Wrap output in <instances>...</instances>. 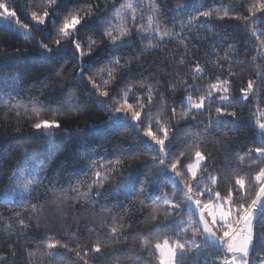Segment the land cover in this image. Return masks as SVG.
I'll list each match as a JSON object with an SVG mask.
<instances>
[{
  "label": "trees",
  "instance_id": "1",
  "mask_svg": "<svg viewBox=\"0 0 264 264\" xmlns=\"http://www.w3.org/2000/svg\"><path fill=\"white\" fill-rule=\"evenodd\" d=\"M137 1L135 28L113 45L105 33L117 35L112 16L127 0H0L31 30L0 28V264H160L155 247L165 241L188 247L180 264H223L230 256L193 235L201 229L184 185L193 186L200 208L224 204L229 189L238 201L233 211L256 198L255 176L264 168L254 151L264 147V14L252 17L251 10L261 0ZM45 12V23L32 20ZM72 16L85 19L65 40L59 29ZM148 18L161 36L149 34ZM73 41L85 53L80 62ZM249 80L253 90L244 99ZM202 96L200 110L186 103L187 97L200 103ZM121 105L131 108L117 113ZM217 107L235 116L219 115ZM136 111L140 123L131 120ZM40 120L60 127L34 129ZM149 130L160 139L167 130L166 154L148 146ZM197 151L205 161L194 180L187 166ZM29 160L36 173L13 198L16 174ZM177 161L178 177L171 171ZM237 178L245 181L242 190ZM210 224L222 236L221 223ZM253 228L257 234L260 224ZM56 242L55 250L47 247ZM248 260H264L258 234Z\"/></svg>",
  "mask_w": 264,
  "mask_h": 264
},
{
  "label": "snow or ice",
  "instance_id": "2",
  "mask_svg": "<svg viewBox=\"0 0 264 264\" xmlns=\"http://www.w3.org/2000/svg\"><path fill=\"white\" fill-rule=\"evenodd\" d=\"M50 3H56L57 0H49ZM128 8H131L132 5L128 4ZM0 9L3 11H0V17H16V12L14 10H10L8 5L6 3L0 2ZM259 11L262 14H264V0H261L258 6L254 5L253 9L251 10V15L252 17L255 16L256 12ZM92 14V9L91 6L88 9V16ZM201 15L204 18H208L211 16L210 12H203ZM227 13H225V16ZM50 14L45 12L43 17L37 16L35 13L32 15V20L35 21L37 24H43L45 23V19L49 18ZM223 19L224 17H220ZM85 17H80V16H72L70 19H66L65 22L63 23V26L59 29V34L60 36L67 40L71 36L75 35V30L77 29L78 26L82 25V20H84ZM133 19H135L133 17ZM246 23H251L253 22L249 17H243ZM149 21L151 22V18H149ZM17 23H19L17 21ZM26 27V26H25ZM255 33H253L254 35ZM107 38L111 41L113 45H116L118 41H121L122 38L127 37L129 33L126 30H121L119 36H114L111 33H105ZM163 39V37H161ZM56 46L60 47L61 41L56 40ZM93 41H89V48L91 49ZM41 48L44 49V51L48 54H53L54 50L52 48H49L46 44H42ZM73 49L76 53L79 54V61L83 60V56L85 53L83 52L81 48V44L78 42L73 41ZM89 55L91 54L90 52L88 53ZM113 60H116L118 58L113 57ZM197 71H200L199 67H197ZM79 75L83 74V68H81ZM111 72H109V75L111 76ZM220 91V89H217ZM253 90V81L249 80L247 89H241V93L244 99H247V95L249 92ZM150 91V89H149ZM223 93H229V88L228 87H223L222 88ZM100 95L107 97L109 93L107 91H104L100 93ZM211 95V94H210ZM227 96H222L220 99L221 100H227ZM149 100L151 101V97H149ZM188 104L191 105L192 100L191 97L186 98ZM205 102V98L202 96L200 97V103H197L193 105V107L197 110H200L203 108ZM131 106L128 105L127 108L124 105H121L120 108H117V113L121 112H126L127 109H130ZM216 113L219 115H231L235 116V112L232 113H227L224 108L217 107L216 108ZM141 113L136 111L132 112L131 114V120L135 123H140ZM110 119L112 117L110 116ZM60 127L59 122L57 121H48V120H40L37 123L33 124V128L36 130H47V129H58ZM261 129H264V123H261L259 125ZM145 136L150 137L151 140L154 142L156 146L159 147V151L161 154H166V151L168 150L166 148L165 140L168 137V132L167 130H164V137L165 139H160L158 138L154 133H152L150 130L145 133ZM252 150L250 149L249 152ZM259 156L264 157V147L261 148H256L254 150ZM195 156L197 158V166L199 165L200 161L204 160L205 157L203 154L199 151L195 153ZM51 159V157H50ZM155 159V158H153ZM117 163H120V161H117ZM179 161L176 163H173L171 165V171L175 174L176 177L179 176V173L176 172L177 165ZM159 164L161 166L164 165V159L159 160ZM44 172V166H40V173L41 175ZM97 179L100 177V172L97 171L95 173ZM190 175L192 178L195 180L197 177V171L195 167L190 166ZM11 179V178H10ZM255 180L259 182L260 187L259 190L256 192V198L252 199L247 206H245L244 203H239V207L236 208L235 213L233 212L232 205L236 204L238 201L233 198V192L231 189H229L227 195L223 198L227 204L228 207L225 209L224 205H219V212L217 213L216 211H210L209 215L211 216V222L212 224H216L217 221L219 220L221 223V230L223 232L222 236L216 237L215 232H213L212 228L209 225V221L205 219V210L210 209L212 206L209 204H205L203 208H199V205L201 203L200 200H196L194 202L195 206L199 208V214H200V222L203 224L202 230L199 229H193V235L199 234L204 237L212 238L214 240H217L223 247H225L226 252L230 253L231 256H226L223 264H249L248 256L250 252V248L254 244V236L258 234L260 241H261V246L264 247V168H261L259 173L255 176ZM41 182L40 177H36V184L38 185ZM212 182L215 183V178L212 179ZM236 185L239 186V189H243L245 185L244 179L237 178L235 181ZM198 186V185H197ZM185 189V199L187 202H192V197L191 193L193 192V186L191 184L184 185ZM94 189L92 186H89V191H93ZM74 191H79V189H76ZM203 192H208V194H211V190L205 189ZM203 192L201 194H203ZM100 195V192H96V196L98 197ZM216 199H220L221 195L219 192L215 193ZM245 199L244 196H240L239 200ZM33 208L35 206H32ZM173 208L176 210L179 209L180 205L179 204H174L172 205ZM259 223L260 224V230L257 234H254V224ZM20 224L22 227H24V221L20 220ZM113 233L116 232V229L113 228L111 229ZM59 242L56 243H49L47 247L50 250H55L57 248ZM190 243L194 244L195 241H191ZM62 247H67L66 245ZM156 249L160 252L161 255V260L160 264H180V261L184 258V254L189 250L188 247L184 243H180L179 241L176 242L175 245H168L167 241H165L164 246H161V244L157 243L156 244ZM94 252L99 253L100 252V247L96 246L93 249ZM79 255V253H77ZM260 264H264V260L260 261Z\"/></svg>",
  "mask_w": 264,
  "mask_h": 264
},
{
  "label": "rangeland",
  "instance_id": "3",
  "mask_svg": "<svg viewBox=\"0 0 264 264\" xmlns=\"http://www.w3.org/2000/svg\"><path fill=\"white\" fill-rule=\"evenodd\" d=\"M128 4H131L132 7L128 8L127 7ZM137 5H138L137 0H127V2L124 5L117 8L116 12L112 16L114 19V22L112 23V32H116L117 33L116 36H119L121 30H126L127 32H129L132 28H135L134 26H135L136 20L140 16V14L136 12V6ZM188 6H189V2H185L184 4H182V7L184 9H186ZM10 10H12V9H10ZM0 11H3V10L0 9ZM133 17L135 19H133ZM17 21L19 23H17ZM145 23H146V28L149 31L150 35L154 34V35L161 36V32L158 30V25L156 24V22L152 18H151V22L149 21V18H148ZM0 28L15 32V33H19L22 35H28L31 32L30 28H28L27 26L25 27V25H23L19 21L17 14H16V17H14V18H12V17H0ZM171 36H172L171 34H168V37H171ZM186 103H188L187 100H186ZM195 104H197V103L192 102L191 105L190 104L189 105L192 109H195L193 107V105H195ZM261 123H264V121L263 120L259 121V125ZM260 131H261V134L263 135L264 129L260 128ZM146 142H147L149 147L160 152L159 147L154 144V142L151 140L150 137L146 138ZM204 161H205V159L200 161L199 165L197 166V158L195 156L194 161L191 162L187 166L188 174L190 175V166L195 167V169L198 173L199 169L204 164ZM22 164H23L22 169L17 172L16 178L14 179L13 188L11 190V195L13 198H16L18 196L19 188L22 187L23 184H27V182H31L30 178L34 177V173H36V165L33 163V160L23 162ZM26 180H27V182H26ZM209 205H211L212 207L210 209L205 210V215L209 218L210 222H211V216L209 215L210 211H216L218 213L219 212V205H224L225 209L228 207L227 202H225L224 204L218 203V204H209ZM203 207H204V205H202V208ZM233 212L235 213V211H233ZM217 222H220V221L218 220ZM212 225L216 227L217 223L212 224ZM159 244H161V246H164L165 243H159ZM155 250H156V253L158 254V256L161 260L160 252L156 249V247H155ZM230 256H231V254H230Z\"/></svg>",
  "mask_w": 264,
  "mask_h": 264
},
{
  "label": "water",
  "instance_id": "4",
  "mask_svg": "<svg viewBox=\"0 0 264 264\" xmlns=\"http://www.w3.org/2000/svg\"><path fill=\"white\" fill-rule=\"evenodd\" d=\"M189 205H190V208L191 210L193 211L195 217L197 218L198 222H199V225H200V229L202 230L203 228V224L200 222V214H199V208H197L194 204V200L192 199V202H189ZM205 215V214H204ZM205 219H207V217L205 216ZM208 220V219H207ZM209 221V220H208ZM209 225L210 227L212 228L210 222H209ZM213 232L214 229L212 228ZM215 235L216 237H219L218 234L215 232ZM203 240H205L210 246L216 248L217 250H222L223 249V246L217 241V240H214L212 238H208V237H204L202 236Z\"/></svg>",
  "mask_w": 264,
  "mask_h": 264
}]
</instances>
